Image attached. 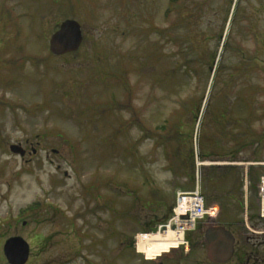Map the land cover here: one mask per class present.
I'll return each mask as SVG.
<instances>
[{
	"label": "rangeland",
	"instance_id": "1",
	"mask_svg": "<svg viewBox=\"0 0 264 264\" xmlns=\"http://www.w3.org/2000/svg\"><path fill=\"white\" fill-rule=\"evenodd\" d=\"M67 18L80 23L83 40L76 51L54 55L49 37ZM248 95L258 108L262 152L241 150L231 160L223 152L229 128L244 136ZM262 104L264 0H0L5 236L21 235L39 257L82 246L97 264H141L135 248L119 249L131 234L172 218L177 193L197 187L208 203L223 204L222 221L236 236L237 255L227 264L241 256L264 264V225L250 224L258 182L251 190L246 178L251 165L264 175ZM202 152L219 157L201 159ZM229 165L240 175L203 180L209 166ZM239 180L242 195L233 186ZM12 216L14 227L7 225ZM197 232L183 239L193 248L202 242ZM95 247L100 252L89 256ZM185 254L178 251V264L205 257L201 249Z\"/></svg>",
	"mask_w": 264,
	"mask_h": 264
},
{
	"label": "flooded vegetation",
	"instance_id": "2",
	"mask_svg": "<svg viewBox=\"0 0 264 264\" xmlns=\"http://www.w3.org/2000/svg\"><path fill=\"white\" fill-rule=\"evenodd\" d=\"M18 216H12V219L10 220V222H8L9 224H7L8 226H15V223H13V221L15 220V218ZM20 218V217H19ZM16 221H20L19 219ZM161 220H159L158 222H156L155 224H151L150 227L148 228H144L147 230V232H154L158 229V225L163 226L164 224H167L169 221H171V218L166 221V219L163 221V223L160 222ZM183 238H182V242L180 241L179 243H181V246L176 245L175 247L170 248L168 251L164 252V253H160L157 256L153 257V258H148L144 253L138 251L137 247H136V237L139 235L136 234L135 237H133V234H131L130 238H128L127 242H126V246L120 248L119 250H122L123 248L125 249H136L137 253L142 254L143 256V260L141 264H178L177 262L180 260L179 256H178V251L181 254H185V252H189L191 249V245H190V240L187 238L185 240L184 237L187 234H193L194 232L200 233L202 232V242L200 243L199 248L204 252L205 257H201L199 260L200 263L198 264H203L205 261L204 259H206L207 262L211 263V264H227L228 261H230L235 255H237V252L235 251L236 248V236L234 234V232L232 230L229 229V227L227 225H225V223L223 222H218L216 226H213V228H218L221 226H225L228 230H230L235 238L234 241V249H233V253L232 256L226 260H219L218 258L220 257H211L208 255V243L206 240V236L205 233L207 231V226L203 224V222L199 219L194 220L192 223H189L187 221V217L183 218ZM6 218H5V214L0 215V264H29L30 258L32 257V261L31 264H97V262L93 259H89L86 255L85 252L86 249L85 247L82 246H65V247H61L59 252H57L55 255L53 256H48V257H39V250L38 248H36V252H34L33 250V254H31V244L25 239L23 238L21 235L19 234H13L10 235L8 237L5 236V226H6ZM26 221L23 220L22 224H25ZM71 225V224H70ZM69 227V225H68ZM190 236V235H189ZM13 237H21L23 238L27 244H28V253H27V258L25 260L24 263H17V260L21 259V251L20 249L22 248V244L21 242L14 240L10 243H8V240L13 238ZM44 236H35V239L39 241H43L44 240ZM33 242V241H32ZM38 242V241H37ZM49 243H51V240L49 239L48 241ZM95 244L97 243V240L94 241ZM53 246L50 247H44L42 248V251H45L48 248H52ZM199 248L195 247L194 248V252L193 253H188L186 256L187 258L190 256H193L194 253H198V250H200ZM100 252V248H94L92 252H89V256L90 255H94L96 253ZM201 252V251H200ZM53 254V253H52ZM38 256V257H37ZM182 256V255H181ZM245 258V257H244ZM242 260V256L239 257V262L240 264H249L247 263L248 260L244 259V261H240Z\"/></svg>",
	"mask_w": 264,
	"mask_h": 264
},
{
	"label": "trees",
	"instance_id": "3",
	"mask_svg": "<svg viewBox=\"0 0 264 264\" xmlns=\"http://www.w3.org/2000/svg\"><path fill=\"white\" fill-rule=\"evenodd\" d=\"M174 1V0H171V2ZM71 53V52H70ZM213 59H214V54L212 55V58H211V62H210V67H212V62H213ZM253 64H249V66L251 67ZM221 64L218 65V68L217 70L220 68ZM217 72V71H216ZM214 86V85H213ZM247 108H248V116L251 120L250 121H247V127H246V132L244 134L243 137H239L237 134H234V127H230L229 128V147H227L226 151H223L225 154H229V156H231V160H237V159H240L237 157L238 155V152H240L241 150L243 151H247L249 156H253V157H256L257 154H261L262 152V148L261 147H258L259 146V143L261 142V138L259 139L256 135V128L254 126L255 122L257 121V111H258V108L256 107V103H255V100L254 98L251 97V95H248L244 102H243ZM260 109H264V104H262V107ZM222 118L223 116H225V112L221 114ZM221 116H219V118L217 117V123L220 121L221 119ZM164 126V125H163ZM222 131H223V127H222ZM226 136V135H225ZM169 139H166V141L164 142V144L166 142H168ZM224 147V146H223ZM224 148H222L223 150ZM215 151V150H214ZM193 151L190 150L189 153H188V156H187V161L190 163V166L187 167L186 165V168H188V171L190 169V172H192L189 176L193 177V163H192V158H193ZM217 152V151H216ZM210 153L209 155L207 154H204L203 152L201 153V156L200 158L201 159H206L207 157H219L218 156V153ZM164 154L166 156V158L168 160L171 159V156L169 155V153L167 152V150L164 148ZM222 155V154H221ZM168 168L170 170H172L174 173H176V170H175V167L173 164L169 165ZM200 168H203V167H200ZM223 171V173H217L218 170ZM209 170H210V174L207 175L205 174L204 177H203V180H206V181H210L212 183L215 182V180L217 179H222V181L224 180H227V176L228 174L230 173V171H233V170H236V167H234L233 165H229V166H209ZM208 170V171H209ZM260 172H262V170H259L258 172L256 171V169L254 168V166H249L248 167V174H247V177H248V180H249V186H250V189L251 190H254V186L257 184L258 182V179H259V174ZM238 173V174H237ZM236 174L237 175H240V172L236 170ZM216 175V177H214ZM239 177V176H238ZM214 179V180H213ZM236 179V178H235ZM240 179V178H239ZM236 181V180H235ZM241 180H239L237 183L235 182L233 184V186H237V190H238V193L240 195L241 194ZM216 199H213L212 202L214 203ZM238 206H241L242 207V204L238 202ZM169 211V209H168ZM250 224L254 227H257L259 225V222H261V224L264 225V222L259 218V215H258V212L257 213H252L250 215ZM259 221V222H258ZM155 222H158L155 221Z\"/></svg>",
	"mask_w": 264,
	"mask_h": 264
},
{
	"label": "water",
	"instance_id": "4",
	"mask_svg": "<svg viewBox=\"0 0 264 264\" xmlns=\"http://www.w3.org/2000/svg\"><path fill=\"white\" fill-rule=\"evenodd\" d=\"M83 39L81 25L78 21L67 18L60 22L59 26L52 32L49 37V50L54 55H63L65 53L76 51ZM10 150L14 153L23 155L25 150L19 145H10ZM166 225L159 226L155 231L163 232L166 230ZM173 227V226H171ZM208 243V255L211 257H220L219 260H226L232 256L234 249L235 238L230 230L224 227L209 228L206 233ZM17 240L21 242L22 248L21 259L17 263H24L27 258L28 244L21 237H13L8 240V243Z\"/></svg>",
	"mask_w": 264,
	"mask_h": 264
},
{
	"label": "bare ground",
	"instance_id": "5",
	"mask_svg": "<svg viewBox=\"0 0 264 264\" xmlns=\"http://www.w3.org/2000/svg\"><path fill=\"white\" fill-rule=\"evenodd\" d=\"M206 200L207 198L200 194V196H198L194 201L193 213L209 229L213 226H216L218 222H223V204L219 203L217 199L214 201V203H208ZM183 214L184 211L176 209L175 216L171 219V221L168 222L166 225V230L163 232L158 231L153 233L139 234L136 237V247L138 251L144 253L148 258H153L160 253L162 254L168 251L170 248L175 247L176 245L179 246V242L182 240L181 235L183 234L184 229V221L181 218ZM221 227L226 228L225 226ZM189 252H194L193 246Z\"/></svg>",
	"mask_w": 264,
	"mask_h": 264
},
{
	"label": "built area",
	"instance_id": "6",
	"mask_svg": "<svg viewBox=\"0 0 264 264\" xmlns=\"http://www.w3.org/2000/svg\"><path fill=\"white\" fill-rule=\"evenodd\" d=\"M257 187L259 217L264 222V175H261V177L259 178ZM198 196H200V193L197 187L194 191L191 192L180 191L177 193L175 210L180 209L184 211V215L187 217V221L189 223H192L194 220L198 219V217L193 213V204ZM260 232H264V230H261Z\"/></svg>",
	"mask_w": 264,
	"mask_h": 264
}]
</instances>
